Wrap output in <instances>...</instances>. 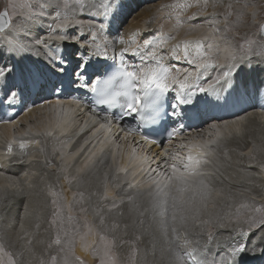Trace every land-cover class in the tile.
<instances>
[{
  "label": "snow or ice",
  "instance_id": "6c2138e0",
  "mask_svg": "<svg viewBox=\"0 0 264 264\" xmlns=\"http://www.w3.org/2000/svg\"><path fill=\"white\" fill-rule=\"evenodd\" d=\"M220 4L225 11H215ZM236 5L241 0H195L198 11L190 16L183 13L193 7L191 3L163 5L176 10L169 13L175 15L174 29L182 26V20L203 19L207 31L169 44L175 37L161 24L136 44L139 32L126 39L119 28L113 31L124 0H102L99 5L94 0H76L74 5L67 0H8L0 11V119L7 117V123L12 119L9 112L18 115L33 107L53 113L54 119L36 130L32 139H26L33 131L30 126L19 139L13 135L2 146L0 264H88V255L95 264H117L112 251L117 234L126 235L129 227L140 232L138 239L145 244L130 264H150L149 254L151 264H264V201L252 197L251 206L241 204L234 214L221 215L212 196L211 177L222 175L221 168L231 161L227 145L249 135L246 117L210 123L196 134L182 135L192 127L184 122L192 119L184 106L195 108L198 93L205 94L207 104L247 103L264 110V19H257L264 5L252 0ZM25 7V18L14 25L12 16ZM245 10L257 32L241 36L233 29ZM97 17L103 19L97 23ZM158 49H166L172 60L195 70L166 65ZM210 70L215 75L202 84ZM73 93L75 107L65 108L59 98L54 104L50 100ZM85 109L88 118L68 135L76 126L75 114ZM129 117L137 122L135 127L125 123ZM81 135L82 143L70 152L74 138ZM37 136L54 140L51 152ZM129 137L133 143L125 153L119 141ZM153 146H160V151L152 152ZM30 147L35 154H30ZM117 155L127 156L126 163L118 164ZM240 155L249 161L245 179L264 193V184L256 183L264 180V140L260 144L253 140L247 153ZM130 169H135L132 180L119 179V173L127 175ZM9 172L15 175H5ZM110 173L115 174L112 183ZM53 174L57 182L63 178L90 188L95 184L89 193V198L96 197L91 221L87 207H80L85 215L78 220L71 205L62 203V195L48 180ZM137 176L148 185L146 199ZM79 196L83 203L84 192ZM126 215L132 222L122 229ZM180 227L185 230L182 245ZM197 228L193 242L187 234ZM5 239L16 251L5 249ZM77 243L84 257L76 253Z\"/></svg>",
  "mask_w": 264,
  "mask_h": 264
},
{
  "label": "bare ground",
  "instance_id": "6f19581e",
  "mask_svg": "<svg viewBox=\"0 0 264 264\" xmlns=\"http://www.w3.org/2000/svg\"><path fill=\"white\" fill-rule=\"evenodd\" d=\"M73 1L74 0H70V2H73ZM140 1H141L142 5H144L145 3L146 4L149 3V0H144L145 3H142L143 0H133L132 4L135 5V2L139 3ZM61 2H63V0H61ZM94 2H97L99 5L100 3H102V0H94ZM176 2H180V3L187 2V3L193 4V7L187 9L183 13L184 16H190V15H192V13L198 11V9L195 7V0H178ZM176 2H173L169 5H172ZM223 2L226 3L227 0H223ZM234 2H235V0H233V3ZM252 2L259 5L260 3H263L264 0H252ZM241 4H243V0H241ZM160 7L161 6H154V7L146 6V7H144L143 10L139 13V16L137 17L138 19L136 20L133 18L132 22L127 27L124 28L122 26V21H123L122 17L125 13H127L130 10V7L128 5H124V7L120 11V15L118 16V19H117V24L120 25V27H118V28L120 29L121 32L124 31L125 35H129V37H131V34L133 32H139L140 35L137 36L135 39L136 44L143 43V37H144L142 35L143 33L158 29L161 24L164 25V31L165 32H169L171 30V35L175 37V39L169 41L170 43L171 42L176 43L180 39H183L185 37H189L190 39L192 37L193 38L200 37L202 35V33L207 31V25L203 19H196L193 22L192 21H185L182 23V26L180 28L174 29L173 25L176 22L175 15L173 14L172 16H169V13H174L176 10H174L172 8H168V7H162V8H160ZM236 7L239 8L240 6L236 5ZM208 11L211 12V11H213V9L209 8ZM215 11H217V12L225 11L223 4L218 5V7L215 9ZM246 13L247 14L241 18L242 21L245 20L244 22H247V20L250 19L248 16L249 12H247V10H246ZM260 15L263 16L264 11H260L258 16H260ZM231 19L233 21H235V19H236L235 10H234V14L231 17ZM97 23H98V21H97ZM188 23H191L190 25L193 28H195L196 30L195 31H188L189 26L188 27L185 26V24H188ZM201 26H203V27H201ZM236 26H240V23L236 24ZM116 28L117 27H114L113 31H115ZM157 35H158V32H157ZM158 51L166 58V60L170 64V66L178 67L181 69L183 66L187 65L186 62H184V61H179V62L175 61L174 62V60H172L169 57L166 49H163V50L158 49ZM209 76H210V74L208 73L207 78H209ZM204 81H205V79L203 80V78H202L201 83L204 84ZM200 94L201 93L197 94L198 97H202V94L201 95ZM76 95L77 94H72L71 96H65L64 98L60 97L59 99L65 108H67L69 106L75 107L74 104H71V101L73 100V98ZM169 95L171 97L170 92H169ZM56 99H57V97H50V100L53 104L55 103ZM197 106H198V108L197 109L195 108L192 113H191V107L186 106L188 111H189L190 116H192L196 112L201 113L202 109L204 107H206V104L201 105V107H199V105H197ZM238 108H239V106H238ZM42 112H45V117H42V115H41ZM10 114H12V112L8 113L9 116H11ZM259 115H263L261 118H264V112L257 113L254 111L251 112V110H247V111H244L241 114H239L233 118L229 117V118H223V119H219V120L211 119L210 122H207L205 125H203V127L200 126L201 128H199L195 131L188 130L184 134V135L193 134L196 131H201L202 129H206L208 127V124H210V123L222 124L224 121L237 120L241 117H246L248 124L252 123V124L256 125V128L249 130V135L246 136L244 139L233 140L232 142H230L227 145V148L231 149L232 152L236 153V154H234V155L231 154V161L228 163H225V165L221 168L222 175H214L211 177L212 195L216 193V188H215L216 186H219L220 184L223 185L224 194H219V195L217 194L222 199V201L221 202L216 201V203H217V209L216 210L219 211L221 213V215H224L225 213H231L234 209L238 208L241 204H245L246 201L250 198L249 195L240 194L238 191H236V190H239L240 187L246 188L247 193H249V194L257 195V196L264 195V194H262V192L259 191V189L253 188L251 186V184L249 185V182L245 179L244 173L246 171H248L246 168V165L249 163V161H248L247 156H241L239 153L240 151H246L247 149H249L252 145L253 140H255V142L257 144H260L261 141L264 140V121L263 122L261 121V118H259ZM87 118H88V109H85L82 113L78 112L77 114H75L76 126H74L72 129L69 130L68 135H71L73 132L77 131L78 126L82 125L83 122ZM52 119H54L53 113H51L47 110L41 111L39 108H36V107H33L31 111L27 110L26 113H23L22 118L19 119L20 121H17V122H16V120L13 122H11V120H8L7 123H5L4 120H7V117H3V119H0V152L3 151L2 146L4 144L5 139L11 138L13 136V129L15 128V127H13V125L16 126L20 122H23V123L27 122L28 123L29 121H32L33 122L32 124H28L33 129L32 133L29 135V139H32L33 136H35L36 130L42 128L45 123H47L49 120H52ZM128 122L129 121L127 119L125 121V123H128ZM96 127H98V125H96ZM87 134H90V133H85L84 135H87ZM84 135H81L79 138H74L75 143H73L72 147L69 149L70 152H74L75 149L79 146V143H82V141L84 139ZM36 138L41 140V145L46 147V150L48 152H51L52 147L55 146V142L51 138L45 139L43 136H37ZM100 138L101 139L103 138L102 133L100 134ZM50 142H52L51 145H50ZM119 142L125 146L124 152L127 153L129 151V149L127 148V145L130 143H133V139H132V137H129L128 141L120 140ZM45 143H46V145H45ZM107 150L111 151V149H107ZM14 151H18V149H16L15 146H14ZM159 151H160V146H153L152 147V152H159ZM29 152H30V154H35L31 147L29 149ZM55 161H56V159H55ZM126 161H127V156L122 158L120 155H117V163L118 164L126 163ZM79 162L80 161L78 159L76 161L77 166L79 165ZM55 163L53 162V164H55ZM109 163H111L110 160H109ZM253 169H255V168H253ZM107 170L108 169L106 167L99 173V179L103 178V171H107ZM132 171H135V169H130L129 172L127 173V175H125V173H119L118 174L119 179H121V180H132V178H133L132 177ZM9 173L13 174L14 172H9ZM251 173H252V169H251ZM7 174L5 173V175H7ZM70 175H75V171L70 169ZM114 175H115L114 173H110V175H109V182L110 183L114 182ZM136 179L141 181L140 191L143 193V196L146 199L148 196V191H149L148 185L142 177L137 176ZM48 180H49V183L54 185V190H59V191L63 192L64 195H62V194L61 195L63 198L62 203H64V204H70L72 206L74 204L79 203V204H83V206H85V207L91 208V206L96 203V197L95 196L89 198V193L94 189L95 184H93V187L90 188L88 184L78 185L75 181H73L74 187H72V188L74 190V194L76 195V197H74L75 195H73V197H72L71 193L69 192L70 186L66 181L63 180V178H61L57 182L56 177L53 174V175H50L48 177ZM0 182H2V181H0ZM256 183L263 184L260 181V179H257ZM80 192H84L83 203L79 202L81 199L79 196ZM231 194H233V196H231ZM251 202L252 201H250L248 203H251ZM76 206H78V205H76ZM90 210L88 212H90ZM243 210H245V209H242L241 212H244ZM72 212H73L74 216L79 220L80 217L76 214V212L73 208H72ZM65 215H67V208H65ZM91 215H92V213H91ZM131 222H132V217H129L126 215L123 219L122 224H121V228L123 229L124 223H127L130 225ZM26 223H27V221H26ZM97 223H98V221H97ZM211 227L212 226H210L209 229H211ZM44 228H46L45 225H43L41 228V234L44 232ZM29 230L31 231L32 229L30 228ZM198 231H199L198 228L193 229L192 232L187 234L188 239L192 240L194 242L197 239V236L195 235V233ZM226 234L227 233H222V235H226ZM179 235L181 237L180 244L182 245L184 242L183 238L185 236V230L183 227L179 228ZM139 237H140V232L138 230H136L135 228H132V227H129L127 229L126 235H122L121 233L117 234L116 244L119 247H120V245H122L120 255H121V258H123L124 260L126 259L127 263L130 261L131 256L133 257V255L135 254L137 257H139L145 249V244L142 241V239H138ZM121 238L124 241L123 244L120 243ZM2 242L4 243V246L6 248L8 247L12 251H16V248L13 247L7 241V239H5ZM76 252L78 255H80V254L83 256L85 255L81 251V249L79 247V243H77ZM88 257H89L91 263L93 262V264H95L91 255H88ZM147 259L151 264V261L153 260L152 255L149 254ZM155 259L159 260V254H157ZM91 263H89V264H91Z\"/></svg>",
  "mask_w": 264,
  "mask_h": 264
},
{
  "label": "rangeland",
  "instance_id": "374dc122",
  "mask_svg": "<svg viewBox=\"0 0 264 264\" xmlns=\"http://www.w3.org/2000/svg\"><path fill=\"white\" fill-rule=\"evenodd\" d=\"M132 1L133 0H124V5H128L129 7H130V10L127 12V13H125L124 15H123V21H122V26L125 28V27H127L131 22H132V20H133V18L134 19H138L137 17L139 16V13L143 10V8L144 7H146V6H150V7H154V6H161L160 8H162V6L163 5H169V4H171V3H173V2H176V1H178V0H149V3L148 4H146L145 3V1L143 0L142 1V3H145L144 5H142L141 4V1L139 2V3H136L135 2V5H133L132 4ZM67 2L70 4V5H74V4H76V0H74L73 2H70V0H67ZM7 3H8V0H0V11H3L4 9H5V6L7 5ZM235 3V2H234ZM242 5V4H241ZM241 5H239V6H241ZM259 5H264V2L263 3H260ZM250 7H251V5H250ZM123 9V8H122ZM121 9V10H122ZM120 10V11H121ZM28 11V9L25 7V8H20V9H17L16 10V13H15V15H13L12 16V23L13 24H17V23H19V21L21 20V19H24L25 18V14H26V12ZM246 11V10H245ZM247 12H249L248 13V16H249V20H247V22H244V21H242L241 23H240V26H236L233 30L235 31V32H239L240 34H241V36H243L245 33H250L249 35H251L252 33H254V32H257V28H255V27H253V25H252V23H251V15H250V11L249 10H247ZM136 15V16H135ZM257 19L258 20H262V19H264V15L263 16H258L257 17ZM135 20V21H136ZM193 22V21H192ZM183 23V22H182ZM201 23V22H200ZM189 24V25H188ZM188 24H185V26H190V24L191 23H188ZM201 27H203V26H201ZM114 28V27H113ZM143 36H145V33H143L142 34ZM185 38H188V39H190L189 37H185ZM185 38H183V39H185ZM193 38V37H192ZM191 38V39H192ZM195 38H197V37H195ZM254 39H257V40H259V37L258 36H255V37H253ZM183 39H180L179 41H181V40H183ZM142 44V43H141ZM169 44H174V42H169ZM255 47V46H254ZM150 50V49H149ZM161 50H163V49H161ZM187 66L188 65H186V66H183L181 69L183 70V69H185V68H187ZM189 69V68H188ZM189 70H191V71H194L195 69H194V67L193 68H190ZM209 74L210 75H215V72H213V71H211L210 70V72H209ZM205 79V81L208 79L207 77L206 78H203V80ZM204 81V82H205ZM203 84V83H202ZM202 95H203V93H201ZM200 94V95H201ZM60 97H62V96H59V97H57V98H60ZM65 96H63V98H64ZM188 106H190V107H192V105H188ZM197 106V105H196ZM199 107H201V105H199ZM197 108H198V106H197ZM26 111H27V109H25V110H23V111H21V113L20 114H18V115H13V114H10L11 116H12V119H11V122H13V121H15L16 120V122L17 121H20L19 119H21L22 118V116H23V113H26ZM251 112H253V111H251ZM41 115H42V117H45V112H42L41 113ZM263 115H259V118H261ZM261 121L263 122L264 121V118H261ZM33 122L32 121H29L28 123L27 122H25V123H23V122H20V123H18L16 126H15V128L13 129V135H15L18 139L21 137V134L22 133H24V132H27L28 131V129H29V127H30V125H28V124H32ZM247 127H248V130H252V129H254V128H256V125L255 124H252V123H249V124H247ZM198 132H200V131H196L195 133H193V134H196V133H198ZM32 133V132H31ZM30 133V134H31ZM29 134V135H30ZM26 139H29V136L28 137H26ZM30 140V139H29ZM52 144V142H50V145ZM45 145H46V143H45ZM251 147H252V145H251ZM229 150V154H230V156H231V154L232 155H234V154H236V153H233L232 152V150L231 149H228ZM231 150V151H230ZM247 151H248V149L246 150V151H240L239 153H247ZM53 162L55 163V165H57L58 166V163H59V161L58 160H56L55 161V159L53 160ZM208 168L210 169L211 168V166H208ZM243 170V169H242ZM252 173L254 174V175H256L257 174V170L256 169H252ZM7 174V173H6ZM10 173H8L7 174V176H14L15 175V173H11L10 175H9ZM263 184H264V180H260ZM68 183V182H67ZM69 184V186H70V189H69V192L71 193V195H72V197H73V195H75L74 194V190H73V188L72 187H74V182H72V183H68ZM249 185H250V183H249ZM240 187V186H239ZM72 188V189H71ZM216 188V193L215 194H213L212 196H213V198L218 202H221L222 201V199L217 195V194H224V190H223V185L222 184H220L219 186H216L215 187ZM56 192H58V193H60V194H62V195H64L63 194V192H61V191H59V190H55ZM236 191H238L240 194H246V195H249V199L246 201V203L245 204H248L249 206H251V203H248V202H250V201H252V197H255L256 198V200L259 202V201H264V195H261V196H257V195H252V194H249V193H247V189L246 188H242V187H240V189L239 190H236ZM262 194H264V193H262ZM231 196H233V194H231ZM74 197H76V195L74 196ZM218 199V200H217ZM76 205H78V206H76ZM83 206V204H74V205H72L71 207L75 210V212H76V214L81 218V217H83L85 214H82V213H80V211H79V209H80V207H82ZM83 207H85V206H83ZM88 208V207H87ZM89 210L91 209V208H88ZM237 209V208H236ZM236 209H234L231 213H235V211H236ZM88 210V211H89ZM242 210V209H241ZM244 212H247V209H245V210H243ZM244 212H242V213H244ZM91 213H92V209L90 210V212H88L87 213V217H89L88 219L91 221L92 219H93V216L91 215ZM233 218H234V215H233ZM25 223H26V221H25ZM26 225H27V223H26ZM45 225V227H47V224H44ZM211 225H209V227H210ZM42 235H44V232L42 233ZM111 238V237H110ZM121 246L122 245H120V247L116 244L115 245V248H113V254H114V256H115V259H116V261H117V264H130V262H131V259H132V256H131V258H130V261L127 263L126 262V259L124 260L123 258H121V255H120V252H121ZM117 247V248H116ZM5 249L7 250V251H12L11 249H9L8 247L6 248L5 247ZM119 250V251H118ZM117 251V252H116ZM77 253V252H76ZM117 253V254H116ZM81 255V254H80ZM135 255V254H134ZM82 257H84L83 255H81ZM136 256V255H135ZM87 260H88V264L89 263H91V261H90V259H89V257L87 256ZM121 262V263H120ZM91 264H93V262L91 263Z\"/></svg>",
  "mask_w": 264,
  "mask_h": 264
}]
</instances>
